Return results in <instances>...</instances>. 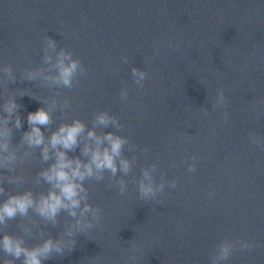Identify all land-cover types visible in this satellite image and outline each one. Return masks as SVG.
<instances>
[{"label":"water","instance_id":"1","mask_svg":"<svg viewBox=\"0 0 264 264\" xmlns=\"http://www.w3.org/2000/svg\"><path fill=\"white\" fill-rule=\"evenodd\" d=\"M61 49L68 89L264 178V0H0L1 61L47 79Z\"/></svg>","mask_w":264,"mask_h":264},{"label":"clouds","instance_id":"2","mask_svg":"<svg viewBox=\"0 0 264 264\" xmlns=\"http://www.w3.org/2000/svg\"><path fill=\"white\" fill-rule=\"evenodd\" d=\"M54 42L49 41V45L52 46ZM46 60L51 61V57H45ZM67 61V62H66ZM51 68L55 70V75L47 77L53 84L63 86L67 88L73 87L74 79L84 71L81 61L72 58V53L66 52L61 49L58 53V57ZM10 71V69H9ZM42 73V69L39 70ZM133 74L139 77L137 83L143 81L147 75L146 72L139 71L135 68L132 69ZM37 73H29L28 79L34 80ZM122 99L127 98V93L121 94ZM223 100V95L221 96ZM16 108L15 101H11L5 106V110L11 113ZM28 124L31 128L30 132L24 134V139L29 146L39 147L43 146V157L45 160L49 158V147L57 148L60 146L65 151H57L56 163L51 166L50 169L41 173V175L52 184V189L47 195H42L37 201L33 198L30 192H26L20 195H10L8 198L0 204V224L4 223L5 219H13L17 214L21 216H27L29 209H33L38 215L46 219L55 222V218L61 212L66 210L72 217L77 216L76 209L80 208L81 197L80 193L84 191L81 182L86 178L95 177L101 179L100 175L104 171H109L115 175L117 170H122L125 174L131 170V164L128 159L123 157V149L125 144L128 143L125 137H122L115 132L104 133L103 137L97 136L92 130L87 132V136L91 139H95L96 144L94 147L85 144L83 153L89 157L87 163L82 162L79 159L70 160L66 156V151L72 150L78 146L82 133L85 132V124L81 120H74L72 123H62L59 128L52 133L48 140V144L45 143V137L38 126H48L52 123L51 110L48 108H40L35 112L28 114ZM96 123L107 126L109 123H116L114 117L108 115L107 112H102L96 117ZM16 127H20V119L17 117ZM7 134V133H5ZM106 142V144L104 143ZM7 150L8 145L5 143L0 146ZM14 159V154L9 157ZM190 170H194L190 168ZM142 175L148 180L145 183L144 180H140L138 183V191L142 199L152 197L155 195L157 188L163 190V183L158 186H154V181L147 169H144ZM121 185L124 181H120ZM3 189H0V193ZM123 188H121V193ZM91 212L93 218L99 220V208H92L87 203L84 205L81 211V217L86 213ZM94 225L92 222L77 219L74 227L77 231H84L92 228ZM67 235L73 237L74 233L70 230ZM70 245H74L75 241L69 242ZM242 248H250L251 246L245 242H239ZM0 245L5 253L12 256L14 259H20L23 257L22 264H42L44 260L51 258V253L55 250L57 253H62L64 242L60 240L54 241L51 237L43 242L41 245H36L31 248L25 246L23 238L13 237L5 233L0 240ZM234 248V242L227 240L222 241L218 246V252L212 258V264H220L221 261L227 260ZM3 264H14L13 259H5Z\"/></svg>","mask_w":264,"mask_h":264}]
</instances>
